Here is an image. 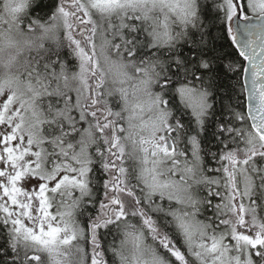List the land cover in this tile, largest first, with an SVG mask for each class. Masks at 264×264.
Listing matches in <instances>:
<instances>
[{
	"label": "snow or ice",
	"instance_id": "6c2138e0",
	"mask_svg": "<svg viewBox=\"0 0 264 264\" xmlns=\"http://www.w3.org/2000/svg\"><path fill=\"white\" fill-rule=\"evenodd\" d=\"M0 264H264V0H0Z\"/></svg>",
	"mask_w": 264,
	"mask_h": 264
}]
</instances>
